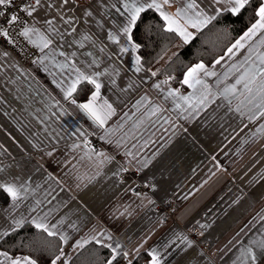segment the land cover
<instances>
[{
  "label": "crops",
  "instance_id": "crops-1",
  "mask_svg": "<svg viewBox=\"0 0 264 264\" xmlns=\"http://www.w3.org/2000/svg\"><path fill=\"white\" fill-rule=\"evenodd\" d=\"M112 2L105 0L109 6ZM108 10L111 15L103 17L105 30L93 25V31L110 46L109 52L117 51L113 60L121 71L116 79L127 91L114 89L108 78L101 77V96L116 109L106 124V127L117 129L111 139L123 137L125 143L117 148L114 143L100 140L103 130L98 129L83 111L63 100L60 89H56L45 74L37 72L31 61L22 64L12 54L0 59L3 66V75H0V98L3 99L0 103V145H3L0 148V169H3L0 183L24 184L28 189L27 198L17 201L18 207L14 210L10 207V197L5 207L16 218L27 216L29 219L56 209L49 218L52 223L67 215L69 219L61 231L72 237L70 244L89 233L103 231L112 236L108 242L120 243L123 251L134 253L141 244L140 252L156 248L162 264H233L234 261L242 264L243 258L237 259L241 249L249 246L252 240H264V220L260 219L264 216V178H261L264 177V137L253 135L264 123V118L253 123L247 115L241 117L239 113L230 112L221 120L227 111V102L220 98L195 120L178 119L175 112L167 110L148 115L153 105L162 104L170 88H178L185 95L192 90L186 85L163 84V79L152 76L144 66L143 71L136 72L133 54L120 56L116 45L107 40L106 31H115V25L123 19L115 9L109 7ZM94 16L101 19L100 12H94ZM62 50L78 51V55L92 51L102 61L101 71L113 66L104 53L89 44L83 49L73 46ZM245 54L246 50H241L227 63L239 61ZM57 59L63 58L58 56ZM91 59L79 55V60ZM12 63H17V68L23 72L32 73L47 91L40 94L29 91L30 80L12 68ZM77 63L80 66L79 61ZM211 64L206 65L210 67ZM91 70L95 71V66ZM216 70L223 71L220 66ZM9 79L16 83H9ZM215 80V77L210 78L209 83L218 91ZM234 80L235 77H231L225 84L234 83ZM157 83L161 84L163 92L153 86ZM129 84L132 87L128 88ZM49 94L60 101L65 114H60V106L53 108L55 116L48 111ZM89 94L76 96L77 102H85ZM142 96L150 103L137 105ZM221 103L225 107L217 109ZM163 107L171 109V99L163 103ZM214 109L213 120L209 113ZM45 116L47 120H43ZM161 117L169 122L165 123ZM91 137L99 143L98 151L112 157L110 161L101 164L102 158L93 155L90 159L86 155L84 141ZM128 151L135 159L125 155ZM48 152L52 154L47 155ZM145 159L150 163L141 169L136 161ZM125 167L133 172L134 178L120 183L117 175ZM136 181L153 182L154 188L133 195L130 189ZM37 201H41L38 206ZM167 201H172L174 207L170 219L162 222L157 204ZM72 222L77 224L79 231L68 227ZM4 227L7 224L0 223V231ZM193 228L198 229V241L191 237ZM177 234L187 236L193 242L192 247L177 239ZM170 239L175 240V244L165 251L161 244ZM61 246L71 257L79 251H73L68 245ZM253 248L259 256L256 264H264V253ZM117 264L125 262L121 259Z\"/></svg>",
  "mask_w": 264,
  "mask_h": 264
},
{
  "label": "snow or ice",
  "instance_id": "snow-or-ice-1",
  "mask_svg": "<svg viewBox=\"0 0 264 264\" xmlns=\"http://www.w3.org/2000/svg\"><path fill=\"white\" fill-rule=\"evenodd\" d=\"M109 7L115 9V12L123 19L115 25V31H106L107 40L116 45L120 56L129 52L133 54L136 72L144 69L142 57L135 53L142 49L146 50L161 39L175 40L178 38L179 43L174 46L180 49L190 45L197 34L209 25L213 27L217 24L222 25L217 31L230 35L234 24H247L242 34L226 48L223 55L214 58L210 67L203 60L187 67V70L183 72V79L179 82L191 89V92L185 95L178 88H170L164 94L162 104L153 105L148 115L154 116L167 110L175 112L178 119L195 120L202 112L207 111L217 98H220L227 102V111L221 120L230 112L239 113L241 117L247 115L249 122L253 123L264 118V51H261L264 49V0H113L110 6L105 3V0H0V59L11 57L7 46H11L14 50L19 48L20 54L26 51L25 44L31 46L34 57L31 59V64L35 70L45 74L46 79L50 78V83L63 93V100L75 105L93 121L98 129L103 130L99 135L100 140L109 144L114 143L119 148L125 141L123 137L113 141L111 137L117 129L111 126L106 127L116 109L101 96L103 85L100 78H108L112 87L121 92L127 91V88H121L117 83L116 77L120 76L121 71L113 60L117 51L109 52L110 46L104 44L103 37L98 32L93 31V25L98 30H105L103 17L111 15ZM169 9L174 10L169 11ZM94 12H100L101 19H96ZM149 12L158 14L159 20L145 19ZM86 44L98 48L113 66L105 67L101 71L99 69L102 61L92 51L79 54L92 58L86 62L79 60L78 51L68 53L62 50V48L73 46L83 49ZM241 50H246L243 58L228 64L227 61L236 57ZM170 51L171 49L165 45L162 49L163 55H159V59H164ZM179 55V51H171L168 59L179 58ZM58 56L63 59H57ZM17 63H12L10 66L30 80L29 91H34L36 94L47 91L32 73H25L18 69ZM93 66L96 68L95 71L91 70ZM217 66H220L223 71L218 72ZM158 71L152 72V76H156ZM0 75H3L2 65H0ZM213 77L216 78L215 87L218 91H214L213 85L209 83L210 78ZM231 77H235L234 83L225 84ZM173 79H175L174 76H169L162 83L168 84L169 80ZM8 82L16 83L11 79ZM221 84L225 86L220 88ZM153 86L163 92L160 83ZM130 87H132L131 84L128 85V88ZM17 91L19 92V88ZM87 93L90 94L86 101L78 103L76 96ZM169 99H171L172 108L165 109L163 103H167ZM49 101L46 107L53 116L57 113L52 110L57 106H60V114H65L59 100L49 94ZM145 102L150 103L146 96H142L137 101V105ZM0 103H3L2 98H0ZM224 107L223 103L217 105V109ZM215 111L216 109L213 113H209L213 120ZM161 118L165 123L169 122L166 118ZM47 119V116L43 117V120ZM257 134L264 137V123L259 125L253 135ZM2 147L3 145H0V148ZM34 147H39V145H34ZM74 147H79V145H74ZM84 147L90 159L93 155L102 158L99 160L101 164L112 159L103 151H97L89 146L86 139ZM51 154V152L47 153V155ZM125 155L133 156V153L128 151ZM136 162L143 169L148 166L150 160H137ZM122 171L127 172L128 168L125 167ZM27 195L28 189L24 184L17 186L14 183H0V213H3V216H0V223L7 224V227L0 231V240H4L5 237H9L19 229H24L26 225L34 226L39 232L46 234V237H39L32 242L36 245L33 250L39 255L35 258L30 255L13 256L8 251H0V264H70L72 257L63 246H58L55 241H59L60 245H68L73 251L83 250L90 244L108 249L110 254L104 260V264H117L118 258L124 260L125 264H133L135 257L140 254L143 244L136 248L134 253L123 251V245L109 243L112 236L103 231L96 234L89 233L86 237L76 239L70 244L72 237L67 232L61 231V227L69 219L68 216H62L55 223L49 219L56 209H49L43 216H35L31 219L27 216L16 218L8 207H5V201L10 197L12 202L10 207L14 210L19 206L17 201L27 198ZM36 203L38 206L41 201ZM31 210L35 211V208ZM260 219L264 220V216ZM68 227L73 231H79L75 222L68 224ZM200 227L206 228L208 225H200ZM177 239H180L182 243L186 242L188 247H192L193 242L187 236L177 234ZM174 244L175 240L170 239L164 241L161 247L168 251ZM24 246L31 247L30 244ZM253 246L264 253V240H252L249 246L241 249V256L237 257L238 260L243 258L242 264H248V261L256 264L259 256ZM147 255L148 264H162L161 254L156 248L148 251Z\"/></svg>",
  "mask_w": 264,
  "mask_h": 264
},
{
  "label": "trees",
  "instance_id": "trees-1",
  "mask_svg": "<svg viewBox=\"0 0 264 264\" xmlns=\"http://www.w3.org/2000/svg\"><path fill=\"white\" fill-rule=\"evenodd\" d=\"M145 19H153L158 21V14L149 12ZM222 25L217 24L216 27L209 25L201 33L197 34L196 38L190 45L177 49L174 45L179 43L178 38L175 40L161 39L156 44L150 45L146 50L142 49L138 53L142 57V64L151 72L157 71L156 78L165 80L169 76H174L175 79L169 80L168 84L175 87H182L180 80L183 79V72L188 66L203 60L205 64L211 63L214 58L222 55L226 48L235 41V39L247 27V24L236 23L233 25L231 34H226L222 31H217ZM155 30V29H154ZM167 45L171 51H179V58L173 57L171 60L168 55L164 59H159V55H163L162 49ZM5 196V195H4ZM46 237L45 233L39 232L35 227L25 226L24 229H19L16 233L5 237L0 241V249L8 251L10 255H30L33 258L39 255L34 251V239ZM52 240L53 238H47ZM58 246H61L59 241H55ZM25 244H30L31 247H25ZM95 253V255H93ZM110 250L103 249L99 245L90 244L83 250H79L71 259L70 264H104V260L109 257ZM121 259L118 258V262ZM149 257L146 252L142 251L133 260V264H148ZM117 262V263H118Z\"/></svg>",
  "mask_w": 264,
  "mask_h": 264
},
{
  "label": "built area",
  "instance_id": "built-area-1",
  "mask_svg": "<svg viewBox=\"0 0 264 264\" xmlns=\"http://www.w3.org/2000/svg\"><path fill=\"white\" fill-rule=\"evenodd\" d=\"M25 49L26 51L23 54H20V49H13L11 46H7V50L22 64H27L29 61H31L32 58H34L32 56L33 53V49L31 48V46L26 45L25 44ZM38 54V53H37ZM89 146L95 148L97 151L99 149V143H97V141L94 138H89L87 139ZM129 178H134L133 176V172L131 171H121L118 175H117V181L122 183L125 180L129 179ZM154 188V183L150 182V181H145V182H139L136 181L134 185H132L130 192L133 195H137L138 193H145L151 189ZM173 207H174V203L172 201H167L164 203H160L157 204V210L159 212V217L160 220L162 222H166L170 219L171 215H172V211H173ZM191 233V237L194 241H198V229L193 228L190 231Z\"/></svg>",
  "mask_w": 264,
  "mask_h": 264
}]
</instances>
